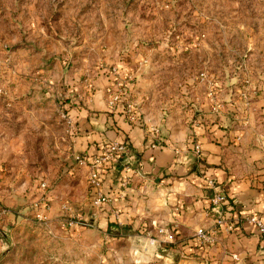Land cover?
<instances>
[{
    "label": "rangeland",
    "instance_id": "obj_1",
    "mask_svg": "<svg viewBox=\"0 0 264 264\" xmlns=\"http://www.w3.org/2000/svg\"><path fill=\"white\" fill-rule=\"evenodd\" d=\"M124 64L134 75L137 109L171 121L190 111L193 139L195 116L220 102L210 91L226 85L236 99L257 94L264 0H0V264L145 259L132 245L148 226L138 231L117 218L106 187L110 201L100 208L86 200L87 178L78 190L84 204L65 190L80 185L81 175L78 157L68 164L76 132L63 117L74 104L70 90ZM173 127L162 126L164 139ZM152 260L148 254L140 264Z\"/></svg>",
    "mask_w": 264,
    "mask_h": 264
},
{
    "label": "crops",
    "instance_id": "obj_2",
    "mask_svg": "<svg viewBox=\"0 0 264 264\" xmlns=\"http://www.w3.org/2000/svg\"><path fill=\"white\" fill-rule=\"evenodd\" d=\"M124 65V71L132 73ZM261 78L257 94L248 99H236L234 89L226 85L213 90L214 99L220 102L213 110L208 107L207 116H195L192 139L187 127L189 110L173 121L162 115L153 118L140 110V121L129 122L120 104L109 105L115 91L111 76L98 71L88 77L82 83L84 89L70 90L74 104L67 114L73 118L76 132L68 164L78 157L76 166L80 169H74L81 175L80 185L67 184V199L85 203L86 194L78 193L88 173L82 158L97 153L102 142H125L129 150L117 160L122 167L116 169L115 162L104 177V187L120 210L117 218L128 219L138 231L148 226L146 236L135 235L139 243L132 245L133 251L145 258L136 264L145 262L148 254L156 260L145 264H264V236L245 219L255 216L264 221V73ZM237 109L238 114H231ZM170 125L174 126L172 133L164 139L162 126L166 129ZM157 139L162 144L151 148ZM192 140L199 145V152ZM208 180L226 196L221 209L233 223L232 230L215 225L209 211L214 189ZM92 198L93 190L88 188L90 205ZM152 220L167 231L159 233ZM198 227L216 229L215 243L198 244L193 237ZM151 238L154 243H150ZM1 244L0 240V249ZM170 251L175 256H170ZM164 252L167 255H162Z\"/></svg>",
    "mask_w": 264,
    "mask_h": 264
},
{
    "label": "built area",
    "instance_id": "obj_3",
    "mask_svg": "<svg viewBox=\"0 0 264 264\" xmlns=\"http://www.w3.org/2000/svg\"><path fill=\"white\" fill-rule=\"evenodd\" d=\"M107 73L111 76L115 91L111 96L109 105L111 107H116L118 104L122 103V112L125 118L129 122H139L141 119L140 110L137 109L136 104L133 101V85L132 81L134 75L131 72H125L123 67L114 65L109 68ZM201 75H204L202 73ZM249 87V86H248ZM213 91L209 92L210 99H214ZM66 122L70 127H73L75 122L73 118L69 115L63 114ZM159 143L154 140L151 142L150 147L155 148ZM129 150L128 144L125 142L117 141H106L102 142L99 146V150L95 154L86 155L82 158V161L88 165L87 180L90 185L91 190H93V198L91 200V206L93 208H100L110 201L109 195L104 189V177L113 168L115 162ZM194 150L199 152V145H194ZM207 184L212 186L214 193L210 198V208L209 211L214 215V222L218 228H222L226 231L233 229V223L222 213L221 206L226 201V196L223 194L221 189L214 185L212 180H208ZM45 183L42 184V187ZM35 206H38L35 204ZM41 206V205H40ZM6 210H0V216L5 214ZM116 217L118 212L114 211ZM247 221L254 223L262 236H264V221L255 216H249L245 218ZM85 222H80L85 226H93L92 222L88 219ZM151 225L157 228L159 233H164L167 231L165 227L159 226L155 221H151ZM217 230L214 228L198 227L194 232V239L200 245L213 244L215 243V232ZM155 239L151 238L150 243H154ZM235 257V256H233Z\"/></svg>",
    "mask_w": 264,
    "mask_h": 264
},
{
    "label": "trees",
    "instance_id": "obj_4",
    "mask_svg": "<svg viewBox=\"0 0 264 264\" xmlns=\"http://www.w3.org/2000/svg\"><path fill=\"white\" fill-rule=\"evenodd\" d=\"M120 105L122 106V103H120ZM159 144H162V141L160 140V139H157L156 140ZM119 160V159H118ZM116 163L117 164H115V167H116V169H120L122 166H120V163H118L117 161H116Z\"/></svg>",
    "mask_w": 264,
    "mask_h": 264
}]
</instances>
